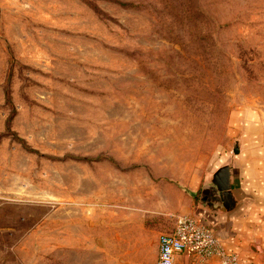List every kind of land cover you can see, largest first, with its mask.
Masks as SVG:
<instances>
[{
  "label": "rangeland",
  "instance_id": "rangeland-1",
  "mask_svg": "<svg viewBox=\"0 0 264 264\" xmlns=\"http://www.w3.org/2000/svg\"><path fill=\"white\" fill-rule=\"evenodd\" d=\"M255 146L264 0H0V264H147Z\"/></svg>",
  "mask_w": 264,
  "mask_h": 264
},
{
  "label": "crops",
  "instance_id": "crops-1",
  "mask_svg": "<svg viewBox=\"0 0 264 264\" xmlns=\"http://www.w3.org/2000/svg\"><path fill=\"white\" fill-rule=\"evenodd\" d=\"M227 165H232L235 204L229 203L228 211L223 210L219 214L215 212V215L198 204L192 215L202 218L215 231L226 249L239 256L240 264H264V149L255 146L235 153L216 168L212 177ZM87 213L86 210V221ZM94 226L98 232L101 226L99 217L91 224L92 228ZM161 233L160 227L147 228V264H157ZM82 234L83 249H88L84 248V226ZM85 237L87 243V233ZM98 246L97 251L100 250ZM179 261L183 264H199L188 255L180 256Z\"/></svg>",
  "mask_w": 264,
  "mask_h": 264
},
{
  "label": "built area",
  "instance_id": "built-area-1",
  "mask_svg": "<svg viewBox=\"0 0 264 264\" xmlns=\"http://www.w3.org/2000/svg\"><path fill=\"white\" fill-rule=\"evenodd\" d=\"M183 255L201 263L240 264L239 256L230 253L215 231L196 215H175L173 229L159 236L157 264H183L179 261Z\"/></svg>",
  "mask_w": 264,
  "mask_h": 264
},
{
  "label": "water",
  "instance_id": "water-1",
  "mask_svg": "<svg viewBox=\"0 0 264 264\" xmlns=\"http://www.w3.org/2000/svg\"><path fill=\"white\" fill-rule=\"evenodd\" d=\"M232 165L224 166L219 169L202 188L199 201L205 210L215 215L221 211L229 210V203L235 204L232 193Z\"/></svg>",
  "mask_w": 264,
  "mask_h": 264
}]
</instances>
